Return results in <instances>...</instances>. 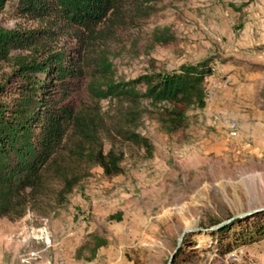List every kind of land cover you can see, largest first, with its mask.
I'll list each match as a JSON object with an SVG mask.
<instances>
[{
	"label": "rangeland",
	"instance_id": "rangeland-1",
	"mask_svg": "<svg viewBox=\"0 0 264 264\" xmlns=\"http://www.w3.org/2000/svg\"><path fill=\"white\" fill-rule=\"evenodd\" d=\"M110 24L89 56L104 62L115 83L209 61L205 108L188 114L183 131L167 135L156 109L142 101L136 132L149 141V152L116 141L120 175L104 177L93 166L62 203L49 194L21 219L1 218L0 264H168L186 230L194 232L173 264H264V239L217 248L264 212L224 233L210 231L264 208V0L149 1ZM0 26L30 31L44 24L17 17L8 3ZM165 29L172 39L157 43ZM75 46L66 35L56 47ZM93 80L80 82L79 101L89 100ZM99 105L114 114L109 101ZM109 147L103 139V151ZM117 214L119 221L112 219ZM95 230L106 233L107 246L91 262L74 261V250Z\"/></svg>",
	"mask_w": 264,
	"mask_h": 264
},
{
	"label": "trees",
	"instance_id": "trees-1",
	"mask_svg": "<svg viewBox=\"0 0 264 264\" xmlns=\"http://www.w3.org/2000/svg\"><path fill=\"white\" fill-rule=\"evenodd\" d=\"M149 1L156 0H0V13L10 3L17 17L44 24L30 31L0 26V219H21L49 194L62 203L93 166L104 177L120 175L116 141L149 152V141L136 132L142 101L156 109L155 120L167 135L183 131L188 114L205 108L209 61L115 83L104 62L90 58L89 48L105 26ZM66 35L76 46L56 47ZM171 39L166 29L155 35L157 43ZM90 78L89 100L81 102L80 82ZM100 101H109L114 114L103 111ZM103 139L110 144L107 152ZM113 218L119 221L120 215ZM263 239L264 219L247 224L217 248L226 252ZM107 244L104 231H92L74 250L73 260L91 262Z\"/></svg>",
	"mask_w": 264,
	"mask_h": 264
},
{
	"label": "water",
	"instance_id": "water-1",
	"mask_svg": "<svg viewBox=\"0 0 264 264\" xmlns=\"http://www.w3.org/2000/svg\"><path fill=\"white\" fill-rule=\"evenodd\" d=\"M260 212H264V208H260V209H256V210H252V211H248V212H245V213H242V214H239V215H236L234 217H231L230 219L226 220V221H223L217 225H214L210 228V231H216V230H221L225 227H227L228 225L234 223V222H237V221H240L246 217H250L252 215H255V214H258ZM194 231L192 230H186L183 232V234L181 235L180 239L178 240V244H177V249H176V252L172 255V257L170 258L168 264H173V259H174V256L176 255L177 251L179 250L184 238L188 235V234H191L193 233Z\"/></svg>",
	"mask_w": 264,
	"mask_h": 264
},
{
	"label": "built area",
	"instance_id": "built-area-1",
	"mask_svg": "<svg viewBox=\"0 0 264 264\" xmlns=\"http://www.w3.org/2000/svg\"><path fill=\"white\" fill-rule=\"evenodd\" d=\"M234 126H235V124H234V123H232V124H231V128H233Z\"/></svg>",
	"mask_w": 264,
	"mask_h": 264
}]
</instances>
